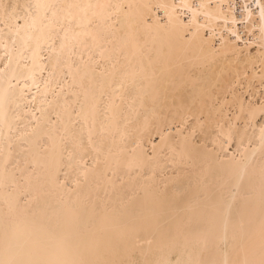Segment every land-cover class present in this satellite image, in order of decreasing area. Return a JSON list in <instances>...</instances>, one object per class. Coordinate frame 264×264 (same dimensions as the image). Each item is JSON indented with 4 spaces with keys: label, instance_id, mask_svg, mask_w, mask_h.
<instances>
[{
    "label": "bare ground",
    "instance_id": "obj_1",
    "mask_svg": "<svg viewBox=\"0 0 264 264\" xmlns=\"http://www.w3.org/2000/svg\"><path fill=\"white\" fill-rule=\"evenodd\" d=\"M0 264H264V0H0Z\"/></svg>",
    "mask_w": 264,
    "mask_h": 264
}]
</instances>
